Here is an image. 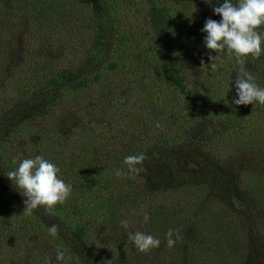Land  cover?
Here are the masks:
<instances>
[{
    "label": "trees",
    "instance_id": "1",
    "mask_svg": "<svg viewBox=\"0 0 264 264\" xmlns=\"http://www.w3.org/2000/svg\"><path fill=\"white\" fill-rule=\"evenodd\" d=\"M132 18L147 44H130ZM14 28L34 38L28 51ZM208 44L221 53L211 74L236 91L214 107L189 87ZM0 56V264H264V0H0ZM206 124L200 172L131 171ZM22 136L40 138L38 152ZM43 157L57 176L36 171ZM123 222L138 234L119 244Z\"/></svg>",
    "mask_w": 264,
    "mask_h": 264
},
{
    "label": "rangeland",
    "instance_id": "2",
    "mask_svg": "<svg viewBox=\"0 0 264 264\" xmlns=\"http://www.w3.org/2000/svg\"><path fill=\"white\" fill-rule=\"evenodd\" d=\"M202 0H200L201 2ZM125 9L128 10L129 6L128 5H124ZM130 22L132 24V26H130L128 29L129 31V36H131V41L130 44H136V43H140V44H147L149 42V38L142 33L141 31V27H140V20H138L137 18H132L130 19ZM18 30V31H17ZM127 30V29H125ZM11 34L14 36V39L16 41V43L20 46V49H26L29 47L28 44H26V37H28L29 39H34L30 36H26V32H23L21 29H16L15 28L12 30ZM28 42V41H27ZM30 43V42H28ZM17 46L10 52L9 56H6V67H7V74L9 75H13L16 77V72L17 70H19L22 60H23V56L20 50ZM39 49V48H38ZM207 50H209L211 52V57L210 58L208 55H203L200 59H199V63L197 64L199 72L194 71L195 74L198 73V78H199V83H201L202 85L198 87V85L196 83H192L191 85H189L190 89L192 90V94L194 95V97H197V101L203 103L204 105H210L212 107H214L217 104H223L222 101H227L229 99V95L233 93H236L235 90L232 89V85L227 83V79L226 81H222L220 77H215V74H211V70L208 68H213L211 66H209V63H211L213 61V59L215 60V62H217L220 59L221 53L220 50L214 46L213 44H208V48ZM28 51V50H27ZM3 58L0 56V61H2ZM14 81V79H12ZM197 89V92H196ZM215 92L216 93V97L213 96H209V92ZM13 93V84L9 85V88L5 87V90L3 92V95L1 96V101L3 102V105L6 104L8 101H10L11 96ZM222 100V101H221ZM4 116V115H3ZM5 117V116H4ZM7 118V117H6ZM5 118V119H6ZM4 120V118L0 119V123ZM62 121V120H61ZM67 122V120H63L62 121V125H64ZM68 129H73L72 127V123H68ZM144 129H140V131H143ZM215 131L216 129L212 127L211 124H206V126L202 129L201 132H199L195 137L194 140L191 141V143H189L187 146H185L184 149L182 150H175L173 152L172 155L168 156L167 160H165L166 162L162 161L161 163H155L149 159H145L142 160L143 163L141 161L137 162L135 164V168H131L132 172H136L137 176H138V180L139 181H146L148 175H152L153 173L157 172V171H165L167 173V175H170L171 170L173 169H183V170H187V171H191V172H200L202 169V165L207 163V162H211V153L212 151L208 149V144L211 142L213 136L215 135ZM110 135H112V133H109ZM19 142V141H18ZM225 140H223L221 142V146H223V144H225ZM42 144L40 138L37 137H33L31 136V139H29V137H24L22 136L21 139V144L19 143V146L22 147H26V151L30 152H38V149L40 147V145ZM122 147H120L118 150H121ZM99 153V152H98ZM98 153H93L91 156V159L93 161L94 157L96 156H100L98 155ZM21 153L17 152L15 155L17 159H19L20 157H22L21 155H19ZM221 157L218 160V163L221 164H226V163H233V157L228 154H224V152H221ZM42 158H40L41 160ZM26 161V159H25ZM236 162V161H234ZM58 162H56V159H52L51 161H47V159L45 157H43V161H39L37 162L35 160V164L34 166L36 167V171L40 170V169H44L45 172H49L51 173V175L56 171V176L58 175ZM26 164L28 165V161H26ZM101 184V181L98 183V185H87L85 186V188L88 191H92L95 190L96 187L98 188ZM68 185V183H67ZM76 191V190H75ZM77 193V191H76ZM78 194V193H77ZM81 197H82V193H81ZM144 207L146 206L145 203L142 202L141 206ZM84 207H86V205H82ZM128 206H131V204H129ZM141 206L139 207L138 210H135L136 215L140 216L138 220H141L142 218L145 217V212L144 210H141ZM80 209V207H79ZM127 212L131 215L130 210L127 209ZM141 218V219H140ZM120 222H122L121 219H119ZM121 227L120 230L117 229H113L114 231L111 233V239H113L115 242H118L119 244L121 242H124L125 238L129 235L131 236H136L137 233V229H130L129 226L126 222L120 223ZM140 234V233H139ZM109 243H113L112 241H108Z\"/></svg>",
    "mask_w": 264,
    "mask_h": 264
}]
</instances>
